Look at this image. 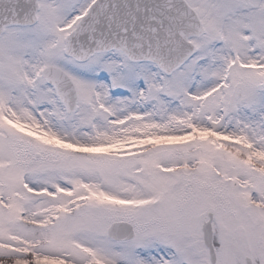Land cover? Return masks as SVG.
I'll list each match as a JSON object with an SVG mask.
<instances>
[{"label": "snow or ice", "instance_id": "6c2138e0", "mask_svg": "<svg viewBox=\"0 0 264 264\" xmlns=\"http://www.w3.org/2000/svg\"><path fill=\"white\" fill-rule=\"evenodd\" d=\"M0 264H264V0H0Z\"/></svg>", "mask_w": 264, "mask_h": 264}, {"label": "rangeland", "instance_id": "374dc122", "mask_svg": "<svg viewBox=\"0 0 264 264\" xmlns=\"http://www.w3.org/2000/svg\"><path fill=\"white\" fill-rule=\"evenodd\" d=\"M133 147H139V146H133Z\"/></svg>", "mask_w": 264, "mask_h": 264}]
</instances>
